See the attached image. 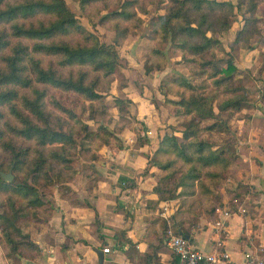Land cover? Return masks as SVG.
Segmentation results:
<instances>
[{
	"label": "trees",
	"instance_id": "trees-1",
	"mask_svg": "<svg viewBox=\"0 0 264 264\" xmlns=\"http://www.w3.org/2000/svg\"><path fill=\"white\" fill-rule=\"evenodd\" d=\"M262 3L264 0H238L236 5L229 0H79L88 19L98 16L101 26L114 31V40L108 43L80 23L66 0H0V170L10 169L20 176L17 182L0 176V191L5 192L3 199L8 204V210L0 212V241L13 264H33L30 261L41 254L40 246L24 228L33 221L46 222L56 209L52 198L56 187L49 181L68 189L66 183L77 173L90 174L92 165L104 159L101 148L111 144L123 147L117 135L120 127L111 130L107 125L113 116L103 97L111 92L121 65L117 45L145 22L142 14L148 13L151 5L158 12L150 23L155 45L144 59L145 73L165 67L169 50L164 46L168 44L200 81L193 84L176 75L159 83L158 89L164 93L178 95L166 102L175 106L183 129L180 137L165 134L160 138L146 155L147 165L140 174L154 176L152 190L157 200H177L182 216L176 220L170 217L175 233L184 234L202 215L217 217L216 210L223 202L210 183L242 166L238 141L247 137L254 125H264V115L245 113L254 104L246 85L234 80L238 56L227 50L228 57H217L216 50L222 47L216 36L230 28L234 7L243 4L248 14L231 42L234 48L258 30L257 11ZM245 71L251 76V71ZM126 85L127 81L116 84L118 117L128 111L124 103L131 102L123 90ZM207 87V93L200 90ZM214 102L219 111L231 110L227 119L214 110ZM257 105L263 106V102ZM233 112L240 113L243 121L239 134L237 127L231 133ZM205 118L214 120L202 125ZM88 120L96 124L90 125ZM213 130H228L229 141L214 143L203 134ZM79 140H89L91 145L77 150L84 155V163L72 167L70 156L77 152L78 144L83 146ZM147 141L145 137L138 144ZM44 174L49 181L41 179L40 193L35 182ZM98 180L100 177L94 176L86 187ZM119 181L123 188L136 184L126 175ZM240 185L247 192L251 189L247 183ZM62 197L72 204L91 206L70 189ZM22 217H26L23 223ZM161 243L152 245L155 256V251L166 248ZM170 250L174 264L177 255Z\"/></svg>",
	"mask_w": 264,
	"mask_h": 264
},
{
	"label": "crops",
	"instance_id": "crops-1",
	"mask_svg": "<svg viewBox=\"0 0 264 264\" xmlns=\"http://www.w3.org/2000/svg\"><path fill=\"white\" fill-rule=\"evenodd\" d=\"M129 84L123 88L131 101L129 110L148 128V141L134 145L137 127H125L120 133L123 147L101 148L104 159L92 165L91 173H77L68 182L70 191L91 206L72 204L61 192H54L56 209L49 219L25 228L41 248V254L30 261L33 264H173L165 234L172 222L173 201L157 200L152 190L154 176L140 174L147 165L146 155L157 145L155 125L165 114L140 91H131ZM237 121L239 134L243 121L240 117ZM238 152L242 158L239 177L251 185L245 196L246 207L239 206L238 211L229 208L230 215L221 231L209 224L221 214V208L227 207L225 204L217 208L216 218L200 217L196 227L184 232L204 252L213 251L221 243L220 248L229 256L216 264H251L246 253L257 251V246L263 247L257 252L264 256V125L248 130L247 137L238 141ZM121 175L133 177L135 186L123 188ZM94 176L100 180L86 187ZM160 242L166 248L155 251L156 257L152 245ZM103 246L110 247V251L103 252ZM0 264L11 261L0 255Z\"/></svg>",
	"mask_w": 264,
	"mask_h": 264
},
{
	"label": "rangeland",
	"instance_id": "rangeland-1",
	"mask_svg": "<svg viewBox=\"0 0 264 264\" xmlns=\"http://www.w3.org/2000/svg\"><path fill=\"white\" fill-rule=\"evenodd\" d=\"M229 1L233 2L234 5H236V3L238 2V0ZM66 2L72 9V11H74L80 23H82L89 30L97 33L100 36L101 40L108 43L113 42L115 37L114 31L111 29H107L104 26H101L99 24L98 16H93L92 18L88 19L80 7L79 0H66ZM234 9V22L231 24L230 28L224 30L222 33L216 36L218 37L220 42L218 45L222 47V49L216 50V56L220 58L228 57L227 50L234 54H237L238 57L236 58L235 63L239 70L236 71L234 80L236 79V83L240 81L239 83H241L242 85H246V93L252 99L254 104L253 107H249V109H247L245 113L250 115L255 114L263 116L264 98H262V92L264 91V3L259 5L257 11L260 17L256 22L258 30L251 33V35L242 38L240 41L233 45L234 48H231V42L233 41L236 32L242 26L245 15L248 14L247 12H245V6L243 4L239 5L238 7H234ZM157 12V8L151 5L149 12L142 14V17L144 18L145 22L141 26L136 28L134 33L128 34L122 44L117 45V51L120 56L121 65L118 66L116 70L115 79L113 80L111 85V92L105 94L103 97V101L107 104V106L109 107V112L113 116L107 125L111 130H116L117 126L120 127L119 131H117V135L120 137L121 141L122 137L120 136V133L125 127H130L132 125H135L137 127V129H135L137 130V137L133 138L132 142L134 145L138 143V140H142L143 138L147 137L146 135H148L147 133L149 131H147L148 128L144 125L143 120L136 118V115L130 112V102L124 103V105L128 107L127 113L121 112L122 116L118 117L120 112H118L117 110L114 99V96L116 95V84H118L119 82H129L131 91H140V93L143 94V96H145L149 102H151V100H154L157 108H160L164 112L165 118H163L161 122L155 125V132H157L158 134V144L160 138L165 134H175L177 137H180L182 133L181 131L183 129V125L174 113L175 106L172 104L170 105V103L166 102V99L168 98L178 99V95L169 92L164 93L163 91L158 89L159 83H161L164 78H171L176 75L188 78L193 84H197L200 81V78L189 70L187 63L185 61L180 60L178 52L173 51L168 44L164 46L167 51L169 50L165 62V67L161 70L145 73L143 67L144 59L146 58V54L149 52V50L155 45L153 39V32L150 29V23L151 19L155 17ZM246 69L251 71V76H246ZM209 89L210 88L207 87L205 89L200 90H203L204 93H207ZM261 101L263 102V106L257 105V103ZM214 110L216 112L219 111L216 102H214ZM230 111L231 110L229 109L219 111L220 117L226 118ZM238 117H240V113L236 112H233L230 117L229 122L232 125L231 133L236 132V128L234 127L238 128L236 124L238 122ZM213 120L214 118H205L202 120L201 124H207L212 122ZM88 122L90 123V125L96 124L92 120H88ZM256 127L258 126L254 125V127L250 128L249 130H255ZM203 134L205 135V137L209 138L214 143L225 140L229 141V138L231 137L230 132H228V130L203 131ZM78 143H82L83 146L78 144L76 146V151L79 150L80 147L83 148L87 145H91V142L89 140H79ZM152 151L153 150H151V152ZM70 157L71 162H69L72 167H80V165L84 163V155L79 151H77ZM240 168H238L236 173H225L216 183H210V189L216 192V196L218 198L221 197L223 204H225L229 208L237 209V206L246 207V204H248V202H246L245 200V196L250 192H247L248 189L244 190V187H242L243 185H240L243 183L241 177H239V171L241 170ZM46 176L47 175L45 174L42 175L39 178V182H35V185L40 193L43 191V187L41 186L40 181L41 179L47 180ZM3 180L7 182H17L20 181V176L18 174H14L13 179H11L10 181L5 179ZM49 183H54L56 187L53 189V194L57 191L61 192L62 196L63 193L67 194L70 189L64 188L63 184H61L60 186L59 182H54V180H50ZM66 184L65 185L68 186V183ZM5 197V192L0 191V212L8 210L7 201L3 199ZM172 201L174 209L171 213L172 216L170 215V217H173V219L176 220L179 219L182 214L181 212H178L179 208L177 200L173 199ZM203 216L205 215H202L201 217ZM23 218L26 217L20 218L21 223L24 222ZM33 223H36V221H33ZM197 225L198 224L191 226L189 229L196 227ZM2 227L3 223L0 219V235ZM168 227L171 228V230L174 232V226H167V228ZM165 234H167V232H165ZM0 255L3 258H7L8 260H10L11 264H13L12 259L5 256L4 247L2 246L1 241Z\"/></svg>",
	"mask_w": 264,
	"mask_h": 264
},
{
	"label": "built area",
	"instance_id": "built-area-1",
	"mask_svg": "<svg viewBox=\"0 0 264 264\" xmlns=\"http://www.w3.org/2000/svg\"><path fill=\"white\" fill-rule=\"evenodd\" d=\"M243 208L241 207V210ZM219 210V209H218ZM237 211L240 207L237 206ZM221 214L209 225L215 228L217 231H221L225 228V219L230 215L229 207L220 209ZM264 220V214H263ZM167 244L172 251L177 255V261L174 264H216L221 259L227 258L228 252L220 248V244L211 252H204L195 247L190 240L189 236L182 233H174L171 228H167ZM263 250L262 246H257V251ZM103 252H109L110 247L103 246ZM257 251L246 253V257L250 259L251 264H264V256Z\"/></svg>",
	"mask_w": 264,
	"mask_h": 264
},
{
	"label": "water",
	"instance_id": "water-1",
	"mask_svg": "<svg viewBox=\"0 0 264 264\" xmlns=\"http://www.w3.org/2000/svg\"><path fill=\"white\" fill-rule=\"evenodd\" d=\"M0 176L5 179V180H8L10 181L11 179H13L14 175L13 173L11 172V170L9 169L8 171H2L0 170Z\"/></svg>",
	"mask_w": 264,
	"mask_h": 264
}]
</instances>
